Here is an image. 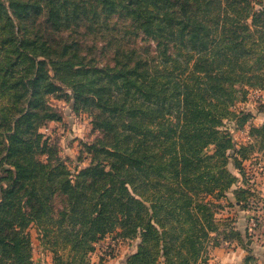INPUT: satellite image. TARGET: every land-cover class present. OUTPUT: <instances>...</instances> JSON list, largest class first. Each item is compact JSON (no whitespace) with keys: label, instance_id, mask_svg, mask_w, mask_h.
Wrapping results in <instances>:
<instances>
[{"label":"trees","instance_id":"obj_1","mask_svg":"<svg viewBox=\"0 0 264 264\" xmlns=\"http://www.w3.org/2000/svg\"><path fill=\"white\" fill-rule=\"evenodd\" d=\"M263 67L257 0H0V264H35L31 223L72 252L65 264L83 262L118 227L141 237L128 264H193L217 224L199 194L204 175L190 177L191 165L216 159L223 192L236 182L232 158L249 185L242 163L252 146L238 148L217 128L234 115L236 86L263 83ZM50 96L71 98L103 132L84 145L92 159L77 174L41 133L60 121ZM250 136L264 149V122ZM212 142L215 155L204 159ZM152 171L159 189L138 199L135 184L147 186ZM162 179L177 188L163 193Z\"/></svg>","mask_w":264,"mask_h":264},{"label":"rangeland","instance_id":"obj_2","mask_svg":"<svg viewBox=\"0 0 264 264\" xmlns=\"http://www.w3.org/2000/svg\"><path fill=\"white\" fill-rule=\"evenodd\" d=\"M260 2L264 4V0H257V3ZM86 40L87 47H91L92 45L101 47L102 45V42H99L100 40L97 39ZM145 42L141 43V45L145 46ZM138 45L139 43L136 44V46ZM94 52L99 53V50L94 48ZM100 59L102 61H107L106 59L104 60L102 56ZM262 73H264V67ZM236 88L239 89L240 92L229 108L234 115L230 114L224 117L218 125L217 130L227 134V137L231 138L238 148L248 145L252 146L248 151V158L242 163V169L248 178L247 181L249 185H245L243 182L242 175L240 174L241 172L236 168L235 161L232 158L227 164V169L232 172L233 176L236 178V182H234L231 189L223 192L220 191V185L217 184V180L220 176L219 169L221 168L216 166V159L202 161L203 164H201L202 166H199L198 169L197 165L200 161L193 162L191 165L192 173L189 176L195 178L197 175H204L205 180L201 184L202 190L199 191V194L202 203L207 204V206L209 205L207 211L213 214L217 224L216 230H207L208 237L202 238L204 241L202 251L193 264H206L208 259L215 255V250L231 246L228 242L236 241L239 236L243 238L244 241H247L246 239H249V237L255 238L262 226H258V224H262L264 220V200H262L263 197L259 195L260 188L257 185L256 179V174L258 175L261 169L264 168V149L259 150L261 148L260 143L250 136L251 129L253 127H260L262 117H264V82L254 85L242 83L238 84ZM65 90L68 95H72L69 88H65ZM48 99L51 105L57 110L60 121L50 122L48 126L41 129V133L44 134L46 138H50V142L57 146L59 155L67 160V164L72 173L77 174L79 171L87 168L92 159V155L87 151L84 145H92L96 140L101 139L103 132L94 128L93 118L89 112L73 109L74 102L71 98L58 99L54 96H50ZM248 113H251V119L248 118L247 121L242 122V116ZM169 118L171 122L175 123V116ZM165 137L164 134H161L158 138L165 139ZM172 137H175V140L180 142L177 138V134ZM216 148L214 142L202 148V154L206 157L204 159L214 156ZM166 149L170 152L175 151V149L181 152L184 150L182 146H169L166 147ZM226 153L229 154L232 152L228 149ZM181 166L182 164L179 165V168ZM170 171L171 169H164L163 173L166 177H170L172 175ZM214 175L216 176L214 180H210L209 178ZM158 180L159 177L152 171V176L149 178L147 186H142L139 183L135 184L136 197L140 199L138 193H142L145 197H153L159 189L157 186ZM222 181L227 182L226 179ZM161 183V190L163 193H165L168 188L176 189L178 186L175 179H162ZM193 184H196V182ZM211 187H214V192H209ZM248 188L250 191L248 190L246 195L243 194L242 192ZM259 200L260 202H258ZM163 217L165 218L164 215ZM169 223L172 225L174 220L171 219ZM245 225L246 227L244 228ZM189 226L190 222L185 221L183 223V227L187 228ZM27 231L32 241V256L35 264H54L55 257H58L62 264L72 260V252L69 254V251L63 249L61 246L59 248L53 245L51 240L43 236L37 224L31 223ZM121 233H123V231L118 227L101 240L93 243L95 248L94 251L84 257L85 259H83V262L82 259L78 257L79 259L76 263L128 264L129 257L137 251L138 246L141 244V237L123 236ZM160 262H162V258Z\"/></svg>","mask_w":264,"mask_h":264},{"label":"crops","instance_id":"obj_3","mask_svg":"<svg viewBox=\"0 0 264 264\" xmlns=\"http://www.w3.org/2000/svg\"><path fill=\"white\" fill-rule=\"evenodd\" d=\"M263 122L264 117L260 124ZM256 177L257 185L260 188L259 195L264 200V168L258 175L256 174ZM260 229L255 238L246 239L245 246L238 240L228 242L231 246L218 248L215 250V255L210 257L206 264H264V220Z\"/></svg>","mask_w":264,"mask_h":264}]
</instances>
